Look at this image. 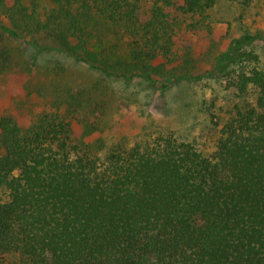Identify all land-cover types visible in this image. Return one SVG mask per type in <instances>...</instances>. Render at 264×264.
Instances as JSON below:
<instances>
[{
  "label": "trees",
  "instance_id": "1",
  "mask_svg": "<svg viewBox=\"0 0 264 264\" xmlns=\"http://www.w3.org/2000/svg\"><path fill=\"white\" fill-rule=\"evenodd\" d=\"M24 1L0 6L14 2L17 17L59 37L77 60L163 92L170 82L154 78L153 62L195 31L189 18L211 14L218 0H46L45 21L34 18L36 0L30 14ZM228 1L245 12L264 6ZM95 18L128 39L125 59L91 51L84 22ZM255 38L232 40L211 72L235 100L213 115L220 137L210 152L157 136L101 158L75 143L62 117L28 129L4 117L0 264L11 253L26 264H264V67L245 49Z\"/></svg>",
  "mask_w": 264,
  "mask_h": 264
},
{
  "label": "rangeland",
  "instance_id": "2",
  "mask_svg": "<svg viewBox=\"0 0 264 264\" xmlns=\"http://www.w3.org/2000/svg\"><path fill=\"white\" fill-rule=\"evenodd\" d=\"M35 2L34 18L45 21L49 3ZM22 3L32 13L31 1ZM14 5L0 6V122L9 117L28 129L57 115L70 124L76 144L101 158L157 136H173L210 152L220 137L213 115L235 100L222 79L211 75L218 58L232 40L249 34L256 38L245 49L264 67V6L245 12L231 1L218 0L211 14L189 18L195 31L153 62L154 78L170 82L162 92L144 79L127 81L77 60L63 50L59 37L17 17ZM84 23L91 51H112V61L126 58L128 39L116 36L118 30L101 18ZM67 40L76 44L73 34ZM181 74L199 78L176 80ZM3 264L26 263L11 253Z\"/></svg>",
  "mask_w": 264,
  "mask_h": 264
}]
</instances>
